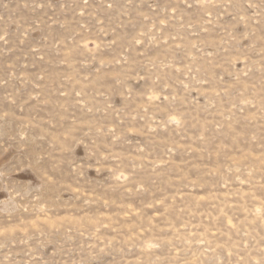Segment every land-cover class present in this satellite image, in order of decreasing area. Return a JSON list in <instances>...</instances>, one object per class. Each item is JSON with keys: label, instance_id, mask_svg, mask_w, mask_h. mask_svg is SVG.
Returning a JSON list of instances; mask_svg holds the SVG:
<instances>
[{"label": "rangeland", "instance_id": "1", "mask_svg": "<svg viewBox=\"0 0 264 264\" xmlns=\"http://www.w3.org/2000/svg\"><path fill=\"white\" fill-rule=\"evenodd\" d=\"M0 264H264V0H0Z\"/></svg>", "mask_w": 264, "mask_h": 264}]
</instances>
